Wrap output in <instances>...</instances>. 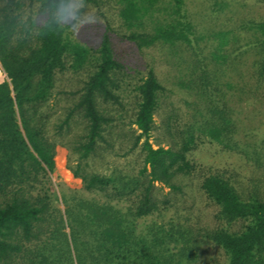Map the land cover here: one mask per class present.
I'll return each instance as SVG.
<instances>
[{
	"label": "trees",
	"instance_id": "obj_1",
	"mask_svg": "<svg viewBox=\"0 0 264 264\" xmlns=\"http://www.w3.org/2000/svg\"><path fill=\"white\" fill-rule=\"evenodd\" d=\"M118 2L124 38L181 53L180 84L194 96V113L176 134L170 130L168 146L155 147L150 137L166 88L149 68L134 87L128 123L136 128L120 142L124 155L138 149L141 166L95 170L91 160L114 149L125 109V66L109 31L89 46L71 31L35 26L63 14V0H0V264H264V121L243 123L238 110L264 98V20L211 40L198 33L184 0ZM68 70L86 78L52 122L57 77ZM206 141L259 174L245 184L227 168L199 165L191 154ZM58 145L71 150L68 168L82 181L81 191L62 193L63 208L50 186ZM191 175L217 206L210 225L165 219L170 192H183L179 178ZM158 183L170 192L159 196ZM155 213L160 220L141 222ZM203 245L221 260L201 261Z\"/></svg>",
	"mask_w": 264,
	"mask_h": 264
},
{
	"label": "rangeland",
	"instance_id": "obj_2",
	"mask_svg": "<svg viewBox=\"0 0 264 264\" xmlns=\"http://www.w3.org/2000/svg\"><path fill=\"white\" fill-rule=\"evenodd\" d=\"M167 1V0H163ZM187 13L196 26L199 34L205 39L211 38L219 31L241 32L242 25L250 21L264 20V0H184ZM75 5L80 9L76 16L67 18V22L73 25L71 34L79 42L97 47L105 32L109 31L115 54L124 63L125 91L124 110L122 124L115 128L117 143L114 149H106L101 156L91 160L92 167L100 172L109 173L113 168L124 170H137L142 164V158L138 149L124 155L125 148L120 147V142L125 140L124 134H129L132 127L129 125V115L135 106L136 91L134 87L145 76L149 68H153L157 77L165 86L164 101L161 103L155 115L156 127L153 130L150 141L155 147L168 146L171 143V132L176 134L186 120L194 113V96L188 94L180 84L186 71L180 63V55L176 47L158 43L151 47L139 48L134 42L123 37L126 28L121 25L118 9V0H72L69 7ZM37 9V8H36ZM242 33V32H241ZM253 61L250 57L249 62ZM5 78L0 69V81ZM86 72H73L68 70L59 73L57 88L50 104L57 110L52 116V122L60 114L64 105L71 103L70 91H75L83 85ZM66 93H58V91ZM263 100V102L261 101ZM239 116L243 123L258 124L264 121V98H251L243 102L239 107ZM169 122V123H168ZM170 125V129H169ZM122 130V131H121ZM78 131V128L75 129ZM60 139V137H58ZM113 139V137H112ZM111 139V140H112ZM71 150L66 146L58 145L56 154V172L51 175V191L59 197V204L63 208L61 200L63 192L70 189L82 190V181L75 177L68 168ZM191 158L199 165L212 167L213 169H229L237 173V177L245 184L250 183L251 176L259 172L253 171L252 165L240 158L237 154L223 151L217 143L206 141L193 150ZM183 192L172 193L169 187L158 183V195L163 196L170 192L171 204L165 210V219L174 217L185 220L188 217L194 224L210 225L214 223V214L217 206L211 204L199 187V176L191 175L179 178ZM151 219L160 220L157 213L141 220L142 223ZM143 225V224H142ZM221 253L212 246L203 245L200 250V260L204 263H215L221 260Z\"/></svg>",
	"mask_w": 264,
	"mask_h": 264
},
{
	"label": "clouds",
	"instance_id": "obj_3",
	"mask_svg": "<svg viewBox=\"0 0 264 264\" xmlns=\"http://www.w3.org/2000/svg\"><path fill=\"white\" fill-rule=\"evenodd\" d=\"M70 4H72V0H63V7L66 9L63 14L58 12L53 15L47 23L37 21L35 26L37 28H49L55 26L66 32L71 31L73 25L71 23H66L65 18H72L76 16L80 9L75 5L69 7Z\"/></svg>",
	"mask_w": 264,
	"mask_h": 264
}]
</instances>
